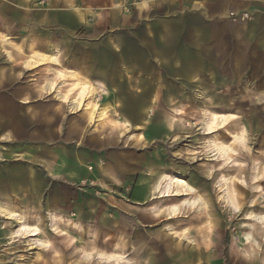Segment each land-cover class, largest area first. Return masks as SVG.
<instances>
[{
  "label": "rangeland",
  "instance_id": "rangeland-1",
  "mask_svg": "<svg viewBox=\"0 0 264 264\" xmlns=\"http://www.w3.org/2000/svg\"><path fill=\"white\" fill-rule=\"evenodd\" d=\"M2 1L6 7L14 3ZM43 2L41 0L35 5L58 14L68 11L73 14L91 13L95 23L86 29V38L77 37L85 29L75 26L72 27L73 35H77L72 37L64 35L66 31L62 26L57 30L38 26H23V29L8 20L6 24L11 34L0 27L2 77L8 78L14 73L11 76L13 80L0 89V102H11L16 113L22 110L17 108L19 98L16 96L36 91V84L38 94L47 96L40 101L32 98L28 103L30 109H41L31 127L26 128L23 123L13 128L14 140L0 138V207L16 213L28 212L30 225H34L33 216L45 215L47 210H51L77 220L85 232L74 246L63 238L58 240L51 236L56 250H43L29 244V239L34 238L10 237L17 224L0 216V264H96L95 249L107 250L123 238L126 250L132 245L135 247L134 254L130 256L133 264H237L235 260H244L242 237L248 232L244 224L251 223L247 220L249 214L264 213V182L261 180L252 185L250 181L254 160L259 164V172L264 170V161L261 160L264 156V59L250 60L246 58V52H241L242 57L237 60L232 39L237 30L233 24L249 21L251 14L242 11L249 18L235 22L227 18V14L233 11L225 14L229 42L226 51L222 52L226 57L219 58L213 44L208 52L207 45L201 42L207 37L206 23L200 22L193 11L187 12V0H111L103 4H94L91 0H61L53 8ZM76 3L79 4L73 5ZM170 20L177 22L176 28L170 26L174 23H167ZM103 24L107 26L104 33L101 32ZM173 29L180 32L176 39L185 43L187 59L180 57V50L166 46L170 40H175L171 35ZM39 35L48 38L40 39ZM140 35L144 36L145 42L143 54L136 47L121 51L122 42H130ZM30 37L43 48L44 54H50L53 47H59L65 57L61 64L66 67H75L70 58L82 55L84 43L99 44L98 49L87 54L91 57L92 72V65L103 61L104 68L112 71L115 82L120 84L113 90L116 93L112 106L114 111L118 110L125 96L135 102V94L141 90L149 94L151 101L147 100V110L137 114L139 124L125 122L128 126L120 127L118 118L112 116L116 113H113L108 119L111 124L100 127L96 118L89 121L84 117L81 106L77 110L69 109L74 112L71 115L57 114V120H44L43 109L51 108L60 100L40 89V84L47 77L45 66L25 64L27 56L35 50L27 48L29 52L26 53L21 43ZM193 39L197 40L196 45H192ZM213 40H217V36H211L210 42ZM17 45L22 51L18 54L27 56L23 69L15 68L10 72L7 66L20 67L21 61L7 55L8 59H4L3 55L16 52L11 47ZM97 53L104 54L99 57ZM128 56L131 60L125 62ZM139 58L142 67L136 68L132 62ZM34 80L35 84L32 83ZM71 84L68 79L63 82L61 92L66 94ZM72 98L70 94L62 102L68 104ZM175 109L178 110L176 121L170 124V114L174 115ZM207 110L236 116L235 121L231 120L218 131L226 145H232V136H240V129H243L246 148L237 144L241 154L234 156L242 164L221 172L226 177H242L246 182L241 189L233 185L237 184L234 179L229 184L236 198V211L219 201L220 191L216 182L220 174L214 171L220 166L209 162L206 156L207 141L215 135L206 136L202 129ZM55 113L54 108L51 109V114ZM122 117L131 121L130 117ZM77 120V128L69 127V123ZM44 128L49 129L46 136L41 134ZM120 128L124 130L120 131ZM8 129L11 130L9 127L0 129V135ZM59 159L64 161L57 164L58 172L48 175L42 161L57 163ZM212 166L215 167L213 172L208 173ZM241 170H246V173ZM162 173L177 175L194 187L204 202L203 212L186 210L173 220H167V213L153 218L147 207L160 198L158 194L150 196L149 191ZM138 189L148 195L147 200L142 201ZM175 198L182 200L181 197ZM163 200L164 205L174 202ZM166 226L174 228L172 232L177 240L170 239L171 235L166 236L169 234ZM43 227L49 230L46 222ZM87 227L94 236L86 234ZM207 228H211L212 233ZM183 233L197 246L185 238L178 243ZM104 236L109 238L106 244L101 239ZM210 240L213 244L211 242L209 247H205ZM232 240L237 245L233 246ZM260 242L264 253V230ZM86 250L92 253L89 261L82 258Z\"/></svg>",
  "mask_w": 264,
  "mask_h": 264
},
{
  "label": "bare ground",
  "instance_id": "bare-ground-1",
  "mask_svg": "<svg viewBox=\"0 0 264 264\" xmlns=\"http://www.w3.org/2000/svg\"><path fill=\"white\" fill-rule=\"evenodd\" d=\"M11 48L17 53L22 54L21 47L19 45H17V47ZM29 49H32V47H29ZM6 55L9 58L11 57L9 52H7ZM61 58L62 52L59 48H54L50 54L32 51L27 56L25 64H38L45 66L44 69L46 71L47 77H45L44 81L40 84V89L42 92L45 94H53L60 100V102L72 94L73 98L67 104L68 109L77 110V108L81 106L83 115L87 120L91 121L93 118H96V122L100 127L110 125L111 122H108V119L110 118V114L115 113L113 107L107 103L100 104L98 102L101 97L107 96L108 93L105 90H99L93 85L89 84L86 79L80 77L79 72L66 69L61 64ZM67 79L71 80L72 84L66 90L65 94L61 92L60 88L63 82L67 81ZM175 113L177 114L178 110H174V115L170 114V124L171 122L176 121ZM231 120H236V116H234V114L224 115L212 110H207L204 112L202 129L204 135L206 136L215 133V135L207 141L205 152L209 162H215V165L220 166L214 171V173L217 172L220 174V177L216 182V188H218L220 191V195L218 194L220 199L219 201L223 202L225 207H231L236 211V198H234V194L231 193L229 184L231 183L232 179H234L237 181V184L233 183V185L238 186V188L241 189L243 187L242 185H246V182L242 179V177L237 178V176L232 175H228L226 177L225 175H222L221 172L225 168L229 169L231 167H238L240 164H242L234 156L241 154V151L237 148V144L243 148H246L244 145L245 137L243 136V129H240L242 132L241 135H233L231 138L232 145L229 146L224 143L222 137L218 134V131L224 129L225 125ZM117 124L124 128L128 126L126 123L119 121ZM230 154L233 155V157ZM261 160L264 161V156H262ZM258 165L259 164L257 163V160H254L250 179L252 185L258 184L261 180L264 182V170L262 173L259 172ZM214 168V166L209 167L207 172H213ZM241 171L246 173V170ZM90 185H92V183H90ZM149 194L152 197H155V194H158V198L161 199L147 207V211L152 214L153 218H158L161 213H167V220H173L178 218L180 215H183L186 210H193L194 212L202 213L203 209L205 208L204 202L198 195L196 189L177 175L162 173L158 182H156V184L150 188ZM175 197H181L182 200L177 201ZM164 198H166L168 201L174 200V202L164 205ZM3 209L0 207V216L5 218V220L14 221L17 224V228L10 233V237L22 239L34 238L31 240L29 239V244L39 249H53V251L56 250L51 236L58 240L63 238L67 244L74 246L78 241L79 236L85 232L84 227L77 220L51 210H47L45 215L39 214L33 216L32 218L34 219V225H30L27 215L28 212L23 211L21 213H16ZM247 220H249L251 223L244 224V226L247 227L248 232L242 237L243 244L241 246V250L245 251V257L243 261L262 262V264H264V253L261 251L260 245L261 233L264 230V213L258 215L251 213L249 214ZM44 222L48 224L49 230H47L46 227H43ZM173 229L174 228L172 226H168L166 230L169 234L166 236L171 235L173 237L170 239L177 240L178 238L172 232ZM207 229L208 232L212 233L213 230L211 228ZM86 234L88 236H94V233L90 230V227H87ZM184 238L190 244L197 246V243H195L192 238L188 237L186 233H183V238L181 237L180 240H178V243L184 240ZM101 239L105 244L109 241V238L105 236ZM211 242V240L206 242L205 247H209ZM232 245L235 246L237 243L232 240ZM134 252L135 247L133 245L128 250H126L125 239L123 238L120 242L110 245L107 250H103L101 248L95 249L94 260L96 261V264H133V259L130 258V256L133 255ZM241 253H239V256L242 255ZM91 255L92 253L86 250L83 252L82 258L83 260L89 261L92 258Z\"/></svg>",
  "mask_w": 264,
  "mask_h": 264
},
{
  "label": "crops",
  "instance_id": "crops-1",
  "mask_svg": "<svg viewBox=\"0 0 264 264\" xmlns=\"http://www.w3.org/2000/svg\"><path fill=\"white\" fill-rule=\"evenodd\" d=\"M13 5L8 4V6H5V1L0 2V27L7 32V34H11V31L6 24V22L9 20L10 22L14 23V25H19L20 28L25 29L23 26L27 27H37L38 28H43L45 30H50V29H56L58 26H62L63 29H65L66 33L64 35H67L69 37L77 35H73L74 29L72 27H80L81 29H85V32H81L77 37L80 38H86L88 35V32H86V29L95 23L93 19V14L88 13V14H83V13H70L69 11L67 13H60L56 11H45L42 10L41 8H38L37 6L40 5H35L41 0H11ZM58 1V0H57ZM94 4H103V3H109L111 0H91ZM44 2L47 3L48 7H55L57 3L59 4L61 2L54 1V0H44ZM43 2V3H44ZM187 12L188 11H193L195 15L198 16V20L200 22H204V24L207 27V37L203 38L201 42L205 43L207 45V50L209 52L210 50V45L213 44V49L214 51H217V55L219 58L226 57L225 54H222V52H225L226 50V44L229 42V37H226V30L225 26L228 24L226 20H224V16L227 12L233 11L235 13H240L242 11H248L251 14V19L247 22H237L236 24H233L234 27L237 29L235 33L232 36L233 42H234V52L237 54L234 55L235 58L241 59V52H246V58H249L250 60L252 59H264V0H187ZM79 3L73 4V5H78ZM42 7L44 5L42 4ZM89 19V20H88ZM167 23H174L175 28L177 27L176 21L170 20L167 21ZM199 25V23H198ZM67 26V27H65ZM69 28V29H67ZM107 26L103 24L101 32L104 33L106 32ZM171 32V31H170ZM166 33V31H164ZM171 35L175 36V40H170L168 42V45L166 46L171 47L175 49L176 51L180 50V57H183V59H187V54H185L184 51V46L185 43L182 40L176 39L180 35V32H177L176 29H173V32H171ZM217 36V40H213L210 42L211 36ZM54 37V35H53ZM40 39H47L44 37V35H39ZM144 36L140 35L135 39H131L130 42H122L121 44V51L125 52L127 49L134 48L140 49L141 53L143 54L144 50ZM213 38V37H212ZM101 43V42H100ZM198 42L196 39H193L192 45H196ZM23 47L25 48V52L28 53L29 47H32L33 50L39 51L46 53L43 51V48L38 47L37 44L33 41L32 37L27 39L24 43H21ZM45 44V43H44ZM229 44V43H228ZM83 46V52L82 55L79 58H75L74 55L71 56L70 58V63L73 64L75 67H66V69H71L74 71L79 72L80 77H83L86 79V81L89 82V84L93 85L97 89H102L105 90L108 95L101 97L98 102L100 104L107 103L111 106L114 105L115 102V95L116 93L113 92L114 89L120 87L119 82H115L113 78V73L112 71L107 70L103 66V61L100 63H96L95 65H92L93 67V72L91 71L92 68L90 66V56L87 54L89 52L93 53L95 50L98 49L99 44H93V43H84ZM92 46V48H90ZM89 47V48H87ZM194 48V46H192ZM28 48V50H27ZM54 48H59V47H53ZM205 48H202L205 49ZM60 49V48H59ZM195 49V48H194ZM50 50V51H52ZM61 50V49H60ZM62 52V51H61ZM105 53V52H104ZM98 54L99 57L103 56V54ZM11 58L16 60V61H21L20 67L16 66H7V69L14 72L15 68H20L23 69V62L26 58L27 55H21L18 54L14 51H10ZM4 59H8L6 54L3 55ZM6 56V58H5ZM65 57L63 56L62 53V58L63 60ZM131 58L129 56L124 60L125 62H129ZM15 61V62H16ZM19 61V62H20ZM17 62V63H19ZM238 62V61H237ZM132 64L136 68H141L142 67V60L139 58L137 61H133ZM0 89H3L5 85L10 83L13 78L11 77L14 73L11 74L8 78L2 77V69H0ZM10 74V73H8ZM90 76V77H89ZM11 77V78H10ZM32 83H36L34 80ZM37 85V84H36ZM35 85V90L36 91H30L29 95H20V97L17 95L16 98L18 99L17 102V108H21L22 110H18L16 113L13 112V104L11 102H0V129L2 128H11L9 131L6 130L4 131L5 133L0 135V138H12L13 140L16 138L15 137V131L13 128L18 127L19 125L24 123V127L28 128L31 127L32 124L37 121L38 115L41 114V109L32 108L30 109L27 105L30 103L32 98H35L36 101H40L41 99L43 100L44 98H47V96H41V94H38V88ZM128 89H131L128 87ZM133 90V89H131ZM136 97L135 102L132 100V98H125L122 100L121 103L119 104L118 110L115 109L116 115H112L113 118H118L119 122L122 123H132L133 125L139 124V118L137 116L138 113L145 112L147 110L146 104L147 100L149 99V94L141 90L140 92L135 94ZM28 96V97H26ZM15 98V99H16ZM14 99V100H15ZM13 100V99H12ZM70 101V100H69ZM102 101V103H101ZM148 101H151L149 99ZM15 103V102H14ZM151 104V103H150ZM67 104L64 102H58L57 104H54L51 108L47 107L44 108L42 114H44V120H57L59 119V116H65V114H73L74 112H71L69 109L66 108ZM114 107V106H113ZM54 108V111L56 113L53 115L51 114V109ZM61 108V109H60ZM120 112V113H119ZM58 114V115H57ZM125 115L126 117H130L131 121H125L122 118V115ZM58 117H57V116ZM17 117H20V119H17ZM83 117V116H82ZM43 120V121H44ZM114 120V119H113ZM77 121H73L69 123V127L72 128H77L78 125L76 124ZM49 122V121H48ZM76 124V125H74ZM109 129V128H107ZM124 130V128H120V131ZM49 129L44 128L41 132L42 135L46 136L47 132ZM108 131V130H107ZM99 148V147H98ZM101 148V147H100ZM51 153H48L50 155ZM52 155V154H51ZM42 161V160H41ZM55 161V160H54ZM64 159H59L57 163H51L50 161H42L44 163V167H46V170L44 168V171L48 172V175L53 173L55 174L58 172L59 165L63 163ZM56 162V161H55ZM81 163V161H79ZM56 164V165H55ZM109 169V168H108ZM142 184H139L138 186H141ZM151 185L150 187H152ZM144 187V186H143ZM140 194L142 196V201L147 200V194L142 193V189H138ZM145 198V199H144ZM153 219V218H152ZM234 262H237V264H241L238 262H243V260H235Z\"/></svg>",
  "mask_w": 264,
  "mask_h": 264
},
{
  "label": "built area",
  "instance_id": "built-area-1",
  "mask_svg": "<svg viewBox=\"0 0 264 264\" xmlns=\"http://www.w3.org/2000/svg\"><path fill=\"white\" fill-rule=\"evenodd\" d=\"M227 18L235 22V21L247 20L249 16L246 12H241V13L230 12L227 14Z\"/></svg>",
  "mask_w": 264,
  "mask_h": 264
}]
</instances>
